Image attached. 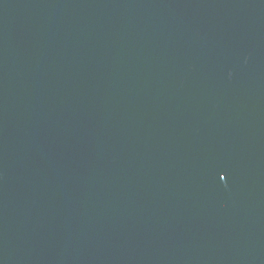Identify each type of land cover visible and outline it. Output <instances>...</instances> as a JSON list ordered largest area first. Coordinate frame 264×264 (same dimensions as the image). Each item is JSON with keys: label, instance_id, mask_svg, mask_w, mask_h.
<instances>
[{"label": "water", "instance_id": "95a60500", "mask_svg": "<svg viewBox=\"0 0 264 264\" xmlns=\"http://www.w3.org/2000/svg\"><path fill=\"white\" fill-rule=\"evenodd\" d=\"M0 264H264V0H0Z\"/></svg>", "mask_w": 264, "mask_h": 264}]
</instances>
